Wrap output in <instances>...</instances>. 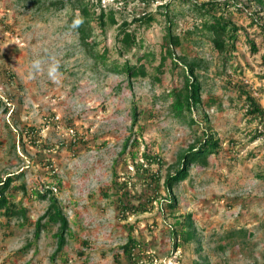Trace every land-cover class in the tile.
<instances>
[{"label":"rangeland","instance_id":"rangeland-1","mask_svg":"<svg viewBox=\"0 0 264 264\" xmlns=\"http://www.w3.org/2000/svg\"><path fill=\"white\" fill-rule=\"evenodd\" d=\"M55 1L0 0V183L13 177L6 195L23 210H0V264H264V112L247 98L264 108V3L85 0L93 14L102 5L116 18L104 27L92 19L89 48L71 27L80 9ZM210 6L239 26L235 47L214 45L203 25ZM169 14L182 40L175 56L165 43ZM124 24L136 43L120 39ZM106 47L108 63L96 55ZM46 54L61 62L58 85L47 65L28 78ZM180 56L196 62L202 82V104L185 117L172 107L187 72ZM125 62L144 73L114 69ZM204 131L218 149L169 195L166 176ZM53 198L69 221L61 247L60 222L45 213ZM188 213L194 237L185 240Z\"/></svg>","mask_w":264,"mask_h":264},{"label":"trees","instance_id":"trees-1","mask_svg":"<svg viewBox=\"0 0 264 264\" xmlns=\"http://www.w3.org/2000/svg\"><path fill=\"white\" fill-rule=\"evenodd\" d=\"M143 2H151L154 0H141ZM215 0H208L207 2H195L197 9H204L203 5L206 3H214ZM260 2L264 3V0H259ZM73 3L72 5L75 8H79L81 11L80 18L83 20V23L77 28L80 33V38L82 42L88 46L89 48H94V43L90 40V37L94 31V27L92 25V19L98 20L101 27H104L107 23L106 16H109L112 22H116V18L114 16V10L106 11V9L101 5V9L97 14H93L90 10L88 2L85 0H71ZM168 0L162 2L161 4L167 6ZM55 3L63 4L64 0H57ZM213 9L212 13L210 14V19H207L203 22V25L208 31L210 32V37L214 43V45L220 50L225 51L229 48L235 47V41L238 38V29L239 26L233 22V20L226 16L223 12L217 13L215 10V6H210L205 8V10L210 11ZM215 11V12H214ZM214 12V13H213ZM146 20H151L153 18L152 13H148L146 16ZM168 19H171L170 14ZM173 20H169L168 28H167V35H166V45H167V53L170 55L175 56L174 48L176 45L182 43L181 37L179 34L175 33L172 29V22ZM121 40L124 44H134L136 43V35L133 31L129 30L124 24L121 28ZM120 37V35H119ZM251 48L253 51L257 50L258 47L254 41L251 42ZM108 48H104L102 52L96 53L100 59L108 63ZM149 53L144 52L140 54L138 58L146 57ZM181 58L185 59V66L187 67L186 77L184 84L181 88H174V100L172 102V107L175 113L178 116H186V112H192L195 107H199L202 104V82L195 72L196 69V62L186 61V56H180ZM166 58V56H164ZM178 63V62H177ZM114 69L119 71L125 70L129 76H134L139 73H144V67L142 65L130 64L129 62H125L122 66H116ZM247 98L249 101L250 109L254 114L263 113L264 108L256 101L254 96L250 93L247 94ZM136 121V114L135 120ZM191 121H195L192 117ZM203 138L198 142V144L192 143L190 146L182 153L180 156V163L176 167L173 172H169L165 178V186L167 188L168 194H172L174 190V186L186 179L190 174L191 165L199 160L202 163H206L208 161V155L211 152H215L219 146V139L216 138L212 132L204 131ZM148 156L147 153H145ZM13 180L12 176H9L6 181L0 183V210L4 209L5 213L10 215L22 213L23 210L16 207L14 204H11L9 197L6 195V190ZM52 190V188H49ZM43 196L46 195V192L42 193ZM170 205L175 208L177 206L176 202H171ZM49 219L53 221L60 222V230H59V247H61L65 240V230L69 228V221L68 218L62 213V208L57 203L56 198H53L49 207L45 212ZM178 221V220H177ZM181 224L184 228H182L184 232L185 240H190L194 237V221L192 218V214L188 213L186 219L181 221ZM240 231L243 234H247L246 228H241ZM137 244L135 238L133 236L129 237V240L124 244V250L129 256L134 255V248Z\"/></svg>","mask_w":264,"mask_h":264},{"label":"clouds","instance_id":"clouds-1","mask_svg":"<svg viewBox=\"0 0 264 264\" xmlns=\"http://www.w3.org/2000/svg\"><path fill=\"white\" fill-rule=\"evenodd\" d=\"M83 23L81 18H76L72 22V28H78ZM45 65H47L46 75L48 80H50L54 84L61 83L62 73L61 69V62L56 59L55 56L50 54H46L45 56H37L31 62V68L28 73V78L36 79L37 76L43 74L45 72Z\"/></svg>","mask_w":264,"mask_h":264},{"label":"built area","instance_id":"built-area-1","mask_svg":"<svg viewBox=\"0 0 264 264\" xmlns=\"http://www.w3.org/2000/svg\"><path fill=\"white\" fill-rule=\"evenodd\" d=\"M56 188V187H55Z\"/></svg>","mask_w":264,"mask_h":264}]
</instances>
